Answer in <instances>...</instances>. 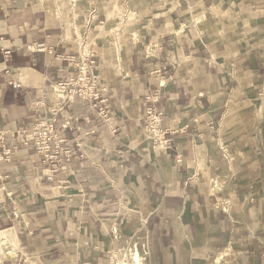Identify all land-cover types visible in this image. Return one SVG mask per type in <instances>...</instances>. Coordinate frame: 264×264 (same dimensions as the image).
I'll return each mask as SVG.
<instances>
[{
  "label": "crops",
  "instance_id": "1",
  "mask_svg": "<svg viewBox=\"0 0 264 264\" xmlns=\"http://www.w3.org/2000/svg\"><path fill=\"white\" fill-rule=\"evenodd\" d=\"M82 59L110 121L54 91ZM263 93L264 0H0V264H264ZM44 118L66 163L17 141Z\"/></svg>",
  "mask_w": 264,
  "mask_h": 264
},
{
  "label": "built area",
  "instance_id": "2",
  "mask_svg": "<svg viewBox=\"0 0 264 264\" xmlns=\"http://www.w3.org/2000/svg\"><path fill=\"white\" fill-rule=\"evenodd\" d=\"M4 53L5 55H10L11 51L6 49ZM93 65V60L82 59L78 63L76 74L65 81L57 82L54 86V91L59 94L67 93L71 96H79L84 100L91 101L99 116L107 122L113 116L108 92L106 87L97 88L98 78L93 72ZM146 119V125L144 126L146 131L152 136L159 135V113L150 108ZM16 138L18 143H32L36 150L44 156V160L51 162L54 166L59 163H66L75 153L71 139L58 132L55 126V119L52 118L39 120L30 131L17 132ZM0 148H2L3 157L6 159L10 158L12 151L10 148L5 147L2 135H0ZM14 149L16 150L17 146Z\"/></svg>",
  "mask_w": 264,
  "mask_h": 264
},
{
  "label": "bare ground",
  "instance_id": "3",
  "mask_svg": "<svg viewBox=\"0 0 264 264\" xmlns=\"http://www.w3.org/2000/svg\"><path fill=\"white\" fill-rule=\"evenodd\" d=\"M208 18H210V16L208 17V15H203V16H201V18H200V16L195 18V20L207 21V20H209ZM123 56H125L123 52H122V54H119V52L117 53V58L118 59L122 58ZM257 106H258V108H259V110L261 112H264V93L261 95L260 98H258V105ZM261 116H262V114H261ZM150 138H152L151 135H150ZM139 240L140 239L137 236L132 237V239H127L126 238V247L121 252V256L128 257L129 261L128 262H123V264H145V262L143 261V259L141 257L142 255L140 254V251L138 249V241ZM146 252H148V251L146 250ZM232 252H230L229 250L227 252H224L222 254V256L218 257L212 264H226V262L229 263L235 256ZM222 257H223L224 260L222 259Z\"/></svg>",
  "mask_w": 264,
  "mask_h": 264
},
{
  "label": "rangeland",
  "instance_id": "4",
  "mask_svg": "<svg viewBox=\"0 0 264 264\" xmlns=\"http://www.w3.org/2000/svg\"><path fill=\"white\" fill-rule=\"evenodd\" d=\"M208 17H209V15H208ZM197 18V17H196ZM209 20H207V21H200V22H203V23H206V24H210V23H212V20H213V18H211V16H210V18H208ZM196 21H198V20H196ZM198 21V22H199ZM261 97V96H260ZM259 97V98H260ZM238 154H240V153H238V152H236V151H234V152H231V151H228V161L231 159V157H235L236 155H238ZM3 239H5L4 237H3ZM3 239H0V252H6L8 249L6 248L5 249V244L7 243V242H3ZM11 249V248H10ZM9 249V250H10ZM16 249V245H14V243H13V248L11 249V251L13 252V250H15ZM10 254L12 255V253L10 252ZM141 254V253H140ZM121 255V254H120ZM142 255V254H141ZM222 255H220L219 257H221ZM142 257V256H141ZM128 258V257H127ZM123 259H124V257L123 256H121V258H120V260L121 261H119L120 262V264H123ZM222 259H223V257H222ZM224 260V259H223ZM129 261V258H128V260L126 261V262H128Z\"/></svg>",
  "mask_w": 264,
  "mask_h": 264
}]
</instances>
